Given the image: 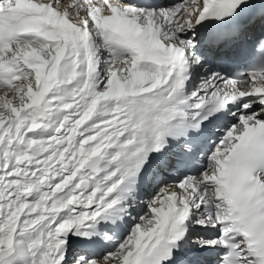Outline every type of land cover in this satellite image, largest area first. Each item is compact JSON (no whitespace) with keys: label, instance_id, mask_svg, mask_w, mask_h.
<instances>
[{"label":"bare ground","instance_id":"6f19581e","mask_svg":"<svg viewBox=\"0 0 264 264\" xmlns=\"http://www.w3.org/2000/svg\"><path fill=\"white\" fill-rule=\"evenodd\" d=\"M84 1L95 7L90 15H84L89 6ZM211 1L157 0L150 10V2L136 7L131 0H0V9L54 8L66 30L75 35L81 60L79 74L64 77L58 70L65 49L61 42L31 36L10 43L14 47L9 53L0 48V127L9 133L3 141L7 142L3 147L6 166L0 168V203L11 205L9 218L17 226L11 237L0 239V264H6L4 257L13 253L22 264H36L41 258L46 264H63L64 257L75 252L81 253L72 264H163L173 239L185 251H195L196 241L220 245L222 235L212 233L229 230L232 211L225 164L250 126L264 127V95L257 85L244 95L239 86L242 93L238 96L223 97L228 89L223 88L217 71L230 62L232 45L203 44L195 23L198 11ZM78 7L83 18L75 14ZM133 9L139 11L132 13ZM110 29L150 35L151 47L186 72L183 89L202 90L210 96L223 88L218 100L223 97L229 103L243 97L242 107L235 104L228 111L229 120L204 132L187 133L181 123L162 147L163 156L151 157L153 139L136 133L123 138L137 130L143 116L134 115L131 104L120 100L152 90L159 80V65L140 60L131 47L108 40ZM22 42L23 48L18 49ZM218 49L221 56H217ZM104 52L111 55L114 65L100 91L102 59H107ZM125 53L129 59L118 61ZM189 69L193 74H187ZM60 79L70 82L65 100L56 102L54 110L41 108L43 97ZM258 84L264 86V77ZM111 138L118 140L109 145ZM32 147L37 154L31 152ZM201 149L208 151L207 157ZM90 160L95 167L86 166ZM191 160L198 164L195 175L183 168ZM64 165H68L66 171ZM53 177L57 183L48 191ZM83 179L89 182L88 190L78 188ZM144 203L149 205L141 214ZM126 219L136 221L135 226L129 228ZM198 222L212 224L214 231L188 226ZM29 230L33 245L21 240ZM66 232L69 235L61 238ZM236 246L239 264H264V259L247 251L242 239ZM203 255L200 260L206 262L197 264H223L220 255V262L208 252Z\"/></svg>","mask_w":264,"mask_h":264},{"label":"rangeland","instance_id":"374dc122","mask_svg":"<svg viewBox=\"0 0 264 264\" xmlns=\"http://www.w3.org/2000/svg\"><path fill=\"white\" fill-rule=\"evenodd\" d=\"M185 1V0H184ZM74 4V8H76V6H78V5H76V1L73 3ZM73 4H72V7H73ZM84 4H86V3H84ZM76 5V6H75ZM87 5H89V2L87 3ZM87 7V11H86V13L84 12V15H90V13H89V11L91 10V11H93L95 8H93V7H91L90 8V6H86ZM166 9L168 10L169 8L168 7H166ZM78 10L79 11H77L75 14H76V16L78 17V14H79V16L80 15H82L81 17L83 18L84 16H83V14H82V12H81V10H80V7H78ZM176 10H177V7H176ZM138 11V10H137ZM142 12V11H141ZM132 13H134V11H132ZM143 14H145V13H143ZM90 21L92 22V20L90 19ZM23 42L22 43H20V47H18V49L19 48H23ZM10 45H4V46H0V48H2V49H5L8 53H9V50L11 49V48H13L14 46H11V47H9ZM100 48L102 49V50H104L103 49V47L102 46H100ZM15 49H17L16 47H15ZM17 49V50H18ZM48 50H49V48H48ZM40 52V51H39ZM48 53V52H47ZM216 53H217V56H221V52H220V50H218V51H216ZM107 57L108 55H107V53H103V57ZM110 57H111V55H109V57H107V59H102L103 61H105L104 63H105V67H104V69L102 68V70L104 71V73H103V75H101V76H103V79H102V81H100V83H99V85H98V90H102L103 88H105L106 87V83H107V78H108V76H109V74H110V72H111V67H113V65H114V62H112L111 60H110ZM127 59H129V55L128 54H123V56L122 57H120V58H118L117 57V60L118 61H125V60H127ZM101 60V59H100ZM111 61V62H110ZM110 65V66H109ZM112 65V66H111ZM133 71V70H132ZM193 71L194 70H191V69H189L188 70V72L189 73H191V74H193ZM105 74V75H104ZM20 82H22L21 81V79H19V83ZM131 83V82H130ZM129 83V84H130ZM194 83V82H193ZM16 86H17V84H16ZM15 86V87H16ZM15 87H12V88H10L11 89V91L13 90V89H15ZM0 89H2L1 87H0ZM16 89H17V87H16ZM190 90V89H189ZM191 91V90H190ZM194 92L195 93H199V95L198 96H194L193 97V100L192 101H195V100H197V98L200 96V94H202V92L201 91H199L198 89H195L194 90ZM67 109H69V108H67ZM3 125V124H2ZM0 130H2L3 132V140H1V138H0V159L3 161V163L1 164L0 163V168H2L3 166H6V160H5V155H3V154H5L4 153V148H5V145L4 144H6L7 142H3V141H5V137H7L8 135H9V133H8V131L7 130H3V126H1L0 127ZM9 137V136H8ZM4 145V146H3ZM59 146V145H58ZM4 147V148H3ZM172 160H168V162H171ZM28 165V167H30L31 166V162L29 161L28 163H27ZM30 165V166H29ZM29 172V171H28ZM163 175V174H162ZM25 176H26V174H25ZM28 176H29V174H28ZM50 180H51V184H50V186H49V188H48V191L49 190H51V189H53V187L55 186V183H57V182H54L53 180H57V178H50ZM42 186V188L43 189H46V186H45V184H42L41 185ZM10 196H11V194H10ZM2 204L0 203V239L1 240H3V239H6L5 238V236L6 237H11L10 235L12 234V233H15L16 232V230H17V226H16V224H14L13 223V220H11V217L9 218V216H12L13 214H12V212H11V205L10 206H1ZM144 206H143V211L141 210V214H144L143 212H145V210L147 209V206L149 205V204H147V203H144L143 204ZM72 206H73V204H72ZM196 205H193V207H195ZM198 207V206H197ZM196 207V208H197ZM2 208H3V210H2ZM7 208H10V209H8V212H7ZM6 210V211H5ZM4 212H7V213H5V215H4ZM10 212V213H9ZM138 216H140V215H138ZM137 216V217H138ZM9 218V219H8ZM133 220H135V219H133ZM129 223V228L130 227H132V226H135V223H136V221H135V223L132 221H129L128 219H126L125 220V224H128ZM208 223H209V221H208ZM188 226L190 227V226H192V227H201V226H206V227H208L209 229H214L213 227H212V224L210 225V224H204V225H201V224H199V222L198 223H188ZM8 230V231H7ZM39 230H40V228H38V231H37V234H36V237L38 238V232H39ZM11 231V232H10ZM9 232V233H8ZM5 233V234H4ZM8 233V234H7ZM29 234V235H28ZM24 236H25V238H24ZM23 237H22V239L21 240H23V241H26V243L27 244H29V245H33V239H32V237H31V233H30V230L28 231V233H26L25 235H24ZM30 236V237H29ZM124 236H127V233H125L124 234ZM60 237L61 238H64L61 234H60ZM0 243H1V241H0ZM79 253H81V252H75V253H73V254H70L66 259H65V257H64V260H62L63 261V264H72L73 262H76L77 261V254H79ZM35 254L37 255L38 253H37V251H35ZM14 255V253L13 254H9V256H8V258L9 259H12L11 261L7 258H5L4 257V262L3 261H1V262H3V263H6V264H22V262L20 261V260H17V259H14L12 256ZM217 255V254H216ZM7 257V256H6ZM85 260H86V257H83ZM9 260V262H7ZM81 261V260H80ZM81 262H84V261H81ZM36 264H46V263H44V260L41 258L40 259V261H38Z\"/></svg>","mask_w":264,"mask_h":264},{"label":"water","instance_id":"95a60500","mask_svg":"<svg viewBox=\"0 0 264 264\" xmlns=\"http://www.w3.org/2000/svg\"><path fill=\"white\" fill-rule=\"evenodd\" d=\"M32 152L34 153V154H36L37 152H36V150H35V148H32ZM89 164H92V163H89ZM88 182L87 181H82L81 183H80V186H79V188L81 189V188H84V189H88Z\"/></svg>","mask_w":264,"mask_h":264}]
</instances>
